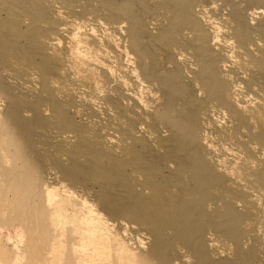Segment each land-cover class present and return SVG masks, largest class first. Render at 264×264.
<instances>
[{"label": "bare ground", "instance_id": "6f19581e", "mask_svg": "<svg viewBox=\"0 0 264 264\" xmlns=\"http://www.w3.org/2000/svg\"><path fill=\"white\" fill-rule=\"evenodd\" d=\"M0 264H264V0H0Z\"/></svg>", "mask_w": 264, "mask_h": 264}]
</instances>
